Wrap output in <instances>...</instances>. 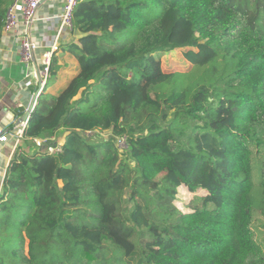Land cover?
<instances>
[{"label": "trees", "instance_id": "16d2710c", "mask_svg": "<svg viewBox=\"0 0 264 264\" xmlns=\"http://www.w3.org/2000/svg\"><path fill=\"white\" fill-rule=\"evenodd\" d=\"M72 23L76 72L6 171L0 264H264V0H79Z\"/></svg>", "mask_w": 264, "mask_h": 264}, {"label": "crops", "instance_id": "0c3cea01", "mask_svg": "<svg viewBox=\"0 0 264 264\" xmlns=\"http://www.w3.org/2000/svg\"><path fill=\"white\" fill-rule=\"evenodd\" d=\"M65 0H46L37 11V20L30 27L31 38L40 44L36 51L39 61L42 52L58 34L60 19ZM22 16L21 6L17 11ZM50 19H47V18ZM71 30L64 32L60 38V49L54 55L55 80L50 86L52 91H58L76 72L77 62L65 50V45L74 39ZM21 36L17 32H6L4 29L0 42V197L3 190L8 165L15 152V136L19 129L21 116L28 109L34 93L39 89V82L25 77L26 64L22 62ZM34 65V64H33ZM37 65L35 67L37 69ZM15 124L11 128V125ZM21 124V123H20ZM67 135L60 130L55 137L62 144ZM24 145V141H21ZM37 141L36 143H38ZM38 150L35 145L34 151Z\"/></svg>", "mask_w": 264, "mask_h": 264}, {"label": "built area", "instance_id": "2783aa9c", "mask_svg": "<svg viewBox=\"0 0 264 264\" xmlns=\"http://www.w3.org/2000/svg\"><path fill=\"white\" fill-rule=\"evenodd\" d=\"M41 1L42 0H14L9 8L5 25L6 32H17L21 36V60L26 64L25 77L33 78L38 82L41 81L39 83L40 92L48 83L52 60L55 53L60 49V38L62 34L72 29L73 9L79 0H65L63 11L58 17L61 21L58 34L42 52L38 61L36 58V51L40 48V44L31 38L30 27L37 20V11L41 5ZM19 6H21V17H19L17 13ZM47 19L50 18L48 17ZM35 64L38 66L37 69L34 68ZM26 125L27 122H21V124H19V129L15 136V149L23 139ZM122 141H124V137ZM48 150L56 154L61 151V147L50 146Z\"/></svg>", "mask_w": 264, "mask_h": 264}, {"label": "rangeland", "instance_id": "374dc122", "mask_svg": "<svg viewBox=\"0 0 264 264\" xmlns=\"http://www.w3.org/2000/svg\"><path fill=\"white\" fill-rule=\"evenodd\" d=\"M162 66L166 71L169 70L185 71L189 69L190 64L184 58L182 49H174L165 52L164 56L162 57ZM52 76L49 78L47 86H52L51 84L54 83L53 81L55 79L52 78ZM99 136L101 138L108 139L109 137H111V134L110 131H106L103 133H99ZM38 141L39 142L36 143L37 149H40L42 147V144H45L47 147L54 144L53 142L52 143L49 141L47 142V140H42V141L38 140ZM54 141L58 142L57 137ZM116 141L118 144L123 146L124 143L122 141V138L116 139ZM192 197H194V193L189 191L186 187L181 186L179 188V194L177 196L175 203L180 209L186 211L187 209L186 204L191 200ZM254 230L256 234L255 235L256 239L261 243L264 249V222L262 215L259 213H257L255 216Z\"/></svg>", "mask_w": 264, "mask_h": 264}, {"label": "water", "instance_id": "95a60500", "mask_svg": "<svg viewBox=\"0 0 264 264\" xmlns=\"http://www.w3.org/2000/svg\"><path fill=\"white\" fill-rule=\"evenodd\" d=\"M44 1H46V0H42L41 3H43ZM40 82H41V81H39V83H40ZM39 94H40V90L38 89V90L34 93V95H33V97H32V100H31V102H30V105H29L28 109H27L26 112L21 116L19 124H20L21 122H22V123H23V122H28V120H29V118H30V116H31V113L33 112V110H34V108H35V106H36V102H37V98H38Z\"/></svg>", "mask_w": 264, "mask_h": 264}]
</instances>
